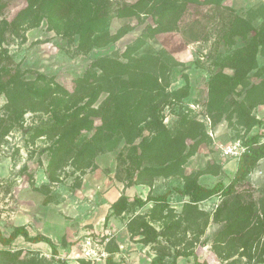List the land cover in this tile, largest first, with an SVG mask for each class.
Listing matches in <instances>:
<instances>
[{"label":"rangeland","instance_id":"1","mask_svg":"<svg viewBox=\"0 0 264 264\" xmlns=\"http://www.w3.org/2000/svg\"><path fill=\"white\" fill-rule=\"evenodd\" d=\"M137 0H100L105 20L104 30L117 33L129 29L118 40L105 46H96L85 50L80 46L78 34L58 33L51 28L44 18L38 26H21L20 35L12 36V41L5 44L10 57L1 56L0 79H7L17 67L24 77L36 80L39 84L58 83L71 92H75V81L88 72L96 70L95 60L103 56L119 57L126 60L127 47L134 43L149 26H155L156 6L159 0L148 3L144 12L135 16H120V8ZM3 17L12 20L27 5L26 0H5ZM184 11L177 19V26L172 31L160 32L147 38L146 43L133 56L136 58L155 56L168 63L171 81L170 90L185 84V75L189 76L191 90L188 97L164 108L165 124L174 129L183 127L184 122L196 120L203 127L198 134L203 141L196 153L189 157L184 165V174H196L198 182L213 187L218 182L228 185L237 170V156H225L221 144H233L250 134H261L264 141V126L256 123L247 129L248 114L264 120V45L260 47L257 61L246 85L240 86L227 98L222 109L215 107L209 97L208 80L222 70L224 58L237 47L246 43L237 38L234 45L225 39V32L231 18L238 14L249 20L256 27L264 24V0H179ZM155 7V8H154ZM5 54V53H4ZM174 58V61L169 59ZM227 72L231 70L226 69ZM118 81V80H117ZM108 96L102 93L96 103L97 108ZM5 97L0 95V111H6ZM76 102V105H73ZM87 102V98L72 101V109ZM63 111V109H61ZM245 111L240 119V111ZM56 107L26 109L23 116L15 123L10 133L0 143V228L8 236L15 226L24 225L32 235L42 233L49 236L58 246V254L53 257L52 248L46 242H28L23 236L17 237L10 248L23 249L24 254H37L57 260L65 259L77 262L79 258L91 259L92 264H106L109 255L107 243L112 237L120 245V251L113 254L115 264H150L157 250L165 246L173 252L193 243L200 261L209 264H252L261 257L264 241V158L250 175L237 186L236 192L229 197L232 205L237 202L254 200L257 204L249 224L251 240L245 249L240 242L230 237L222 243L220 250L212 247L217 235L226 226V217L231 215L230 205L225 206L226 197L218 194L198 203L201 215L194 213L193 219L203 222L209 217V225L204 233L199 228H188L189 220L183 210L189 196L181 191L185 180L181 176L155 177L152 182L137 183L139 172L146 165L157 167V163L142 160L134 163L129 146L122 134H110L102 130L99 116H91L94 121L92 130L84 131L78 140L79 147L91 140L96 134H109L103 140H97L85 158H67L58 168L57 179L48 176V164L51 158L49 147L54 139L40 137L32 140V129L50 124L54 120ZM89 113V112H88ZM214 121L213 116H218ZM185 118V119H184ZM204 122V123H203ZM188 124L184 125L186 128ZM31 129V130H30ZM29 132V133H28ZM213 133V136L211 135ZM192 144V137L186 138ZM123 151L125 162L120 163L119 154ZM27 166L23 170V166ZM134 172V173H133ZM132 174L133 177L131 176ZM33 176V180L30 179ZM152 179L146 177V180ZM131 198L167 194L175 221L182 220V225L171 237H157L150 244L140 242L141 235L130 239L127 229L129 219L135 214H146L157 230L163 229V221L151 217L154 202L149 201L144 207L134 206L120 216H111L107 224L105 217L110 212L111 204L122 194ZM219 206L223 211L215 219ZM167 211H164V214ZM169 221L171 219L169 218ZM246 230V231H247ZM238 235V234H236ZM239 236V235H238ZM104 252V257L101 254ZM103 260L99 261L98 258ZM100 257V258H101ZM177 264H195L194 257L178 258ZM257 264H264L259 262Z\"/></svg>","mask_w":264,"mask_h":264},{"label":"trees","instance_id":"2","mask_svg":"<svg viewBox=\"0 0 264 264\" xmlns=\"http://www.w3.org/2000/svg\"><path fill=\"white\" fill-rule=\"evenodd\" d=\"M26 1L27 5L19 10L12 20H8L3 17L6 2L0 0V60L1 56L10 57L5 44L12 41V36L20 35L21 26L24 24L29 28L38 26L44 18L58 33L78 34L80 46L85 50L105 46L129 31L128 28L117 33L104 30L106 18L102 13L100 0ZM150 1L152 0H137L124 6L120 8V16L130 17L138 13H150V10L144 12ZM159 3L160 5L154 7L157 11L156 25L149 26L147 32L127 47L126 60L113 56L97 58L94 63L96 70L76 79L75 92L67 90L58 83L39 84L36 80L24 77L19 67L7 79H0V95L5 97L4 107L8 111V114H2L0 111V143L14 128L15 123L23 116L26 109H44L47 105L56 107L54 120L50 124L34 127L31 133L32 140L43 136L54 139L53 144L48 148L51 152L48 176L55 181L58 168L67 158H85L95 141L109 137V134L98 133L82 148L79 147L78 140L82 133L93 128L94 121L91 116L97 115L102 121V130L110 134L123 135L126 142L125 147L129 146L134 163L140 164L142 160H147L148 163L159 164L157 167L144 166L139 172L137 183H153V178L159 176L179 175L184 178L185 186L181 191L184 196H189V201L183 206L184 212L189 217L188 228H199V234L204 233L209 225V217L203 222L193 219L195 212L198 215L203 213L198 210V203L218 194L226 197L224 205H230L231 215L226 217L227 224L217 235L212 248L222 253L224 251L220 250L222 243L229 238L228 235L230 237L234 235L237 237L233 238L235 242H240V247L246 249L251 240L248 238L250 236L247 229H249L257 204L251 200L232 205L229 197L236 192L237 186L244 182L264 158V141H261L262 136L258 133L240 139L247 146V150L238 158L235 176L228 185L218 182L213 187H208L198 182L196 174L189 176L184 174L187 159L196 153L198 145L203 141L202 132L198 134V129L204 124L192 120L184 122V125L188 124L186 128L183 125L182 128L172 129L165 124L163 111L166 106L177 101L181 102L189 96L191 90L189 76H184L183 86L170 90L171 81L166 61L162 62L159 57L155 56L140 58L133 56L146 43L147 38L160 32L172 31L177 26V19L183 13L184 5L179 0H159ZM239 37L246 43L228 54L221 64L223 69L208 80L209 97L218 109H222V106L227 103V98L240 86L246 85L250 73L257 68V55L260 47L264 45V24L258 28L251 20L238 14L234 15L229 22L224 39L230 45H234ZM169 59L174 61L173 57ZM226 69L231 72H227ZM104 92L108 96L95 108L93 105ZM85 98H87L85 104L71 110L72 101ZM258 103H264V100ZM76 104L73 102V105ZM243 113L245 111L241 110L240 119ZM221 116L222 113L213 116L214 121ZM241 123L246 125L247 129L256 123L264 126V120L251 117L249 114L247 121ZM188 137L194 140L192 144L187 143L186 138ZM119 160L121 164L126 161L123 151L119 154ZM22 169L26 170L27 166L24 165ZM146 177L152 179L146 180ZM29 178L33 180L32 175ZM149 201L155 204L151 217L158 220L161 217L163 229L157 230L147 219L146 214L138 213L132 216L127 223L130 239L136 241L135 237L141 235L140 242L148 245L156 241L159 236L171 237L181 227L182 220L175 221L173 219L176 216H170L174 208L171 207L167 194L149 195L144 199L140 196L131 198L124 193L111 204L110 212L105 217V223L107 224L111 216H120L135 205L140 208L144 207ZM222 208L219 206L215 219L220 217ZM164 211H167V214H164ZM19 236H23L28 242L48 243L52 248L53 257L59 252L58 246L49 236L42 233L32 235L24 225L15 226L8 236L0 228V243L4 246H11ZM193 243L190 242L184 248H176L173 252L163 246L162 249L157 250L150 264H177L181 256H193L195 264H209L199 260L195 250L191 249ZM107 251L109 255L106 258V264H115L113 254L120 251V245L115 238L109 239ZM29 253L24 254L23 249L0 248V264L55 263L40 253ZM261 254V257L252 264L264 261V241ZM57 261L60 264H92V261L86 258H79L77 262H69L65 259Z\"/></svg>","mask_w":264,"mask_h":264},{"label":"built area","instance_id":"3","mask_svg":"<svg viewBox=\"0 0 264 264\" xmlns=\"http://www.w3.org/2000/svg\"><path fill=\"white\" fill-rule=\"evenodd\" d=\"M213 136V133H211ZM221 150L223 151V155L225 156H237L240 157L243 152L247 150V146H245L241 140L238 142H235L233 144H221ZM102 257H104V252L101 254ZM100 256V257H101ZM98 258V260L102 259ZM88 259V258H86ZM91 260V259H88Z\"/></svg>","mask_w":264,"mask_h":264},{"label":"crops","instance_id":"4","mask_svg":"<svg viewBox=\"0 0 264 264\" xmlns=\"http://www.w3.org/2000/svg\"><path fill=\"white\" fill-rule=\"evenodd\" d=\"M239 158V157H238ZM103 260V258L102 259H100L99 261H102Z\"/></svg>","mask_w":264,"mask_h":264}]
</instances>
